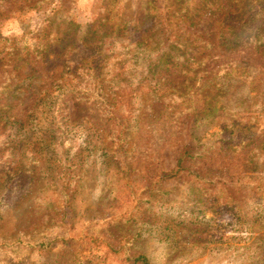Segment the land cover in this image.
<instances>
[{"label": "rangeland", "instance_id": "374dc122", "mask_svg": "<svg viewBox=\"0 0 264 264\" xmlns=\"http://www.w3.org/2000/svg\"><path fill=\"white\" fill-rule=\"evenodd\" d=\"M155 1L51 0L1 21L0 34L16 41L22 39L30 45L32 37L53 16L80 32L101 18L141 23ZM200 1L185 0L191 7ZM116 52L123 53L117 49ZM209 54L201 66L195 67L193 84H187V75L180 74L173 78L171 89L164 96L148 97L132 92V106L137 108L138 121L137 129L129 132L126 153L117 149L119 142L114 132L109 131L110 120L99 116L90 106L80 104L72 112L69 110L71 103L61 106L59 92L50 88L52 80H58V72L46 79L45 88L52 94L55 111L67 107L68 116L53 113L54 120H51L50 114L35 113L36 116L29 118L27 128L36 132L46 128L50 121L60 127L56 132V153L68 159L62 171L70 179L68 189L75 198L74 215L68 224L56 217L55 207L59 200L41 189L44 187L42 164L35 166L34 173L29 176L30 192L21 197L12 192L0 200V264H77L86 256L94 258L97 264H130L121 255L127 250L144 255L150 264H262L256 249L257 240L240 232L230 214L215 213L210 207L215 197L213 184L203 187L185 173L159 180L175 166L180 151L195 133L206 140L214 139L210 136L218 130V122L195 123L193 111L202 109L211 96L219 92L228 104L223 115L225 122H247L250 117L254 121L256 117L255 124L259 129L264 128V94L262 110L254 114L249 109L252 100H248L247 95L251 97L254 94L251 89L258 86L250 84L253 78L230 82L227 78L225 84L220 82L224 67L229 70L231 64L235 67L245 62L253 68H264V60L252 47L230 53L216 47ZM6 70L0 68V83ZM258 72L254 70L253 76ZM139 73L138 69L130 67L119 77L127 76L128 89L135 90L140 82ZM258 77L263 79L264 71ZM111 79L109 72L106 80ZM93 85L91 83L90 87ZM178 92L190 94L183 105L175 96ZM34 105L37 104L33 100L28 102V108ZM124 154L129 155L128 166L124 164ZM10 160L6 150L0 153L1 167ZM245 163L243 152L230 154L214 148L196 162L195 169L202 176L225 173L234 179L241 178L244 183ZM126 170H133V173L126 175ZM130 183L132 190L127 187ZM145 188L155 189V192ZM227 191L234 205L248 214L264 204V193L257 194L250 187L229 186ZM138 200L139 205L133 208ZM59 235L69 242L68 245L55 239V243L50 242L49 249L33 247L36 240L45 242ZM17 236H21L20 241L12 242ZM256 236L259 237L254 234V238ZM259 238L264 239V236ZM6 241L8 245L2 243ZM108 243L120 248V253L110 252Z\"/></svg>", "mask_w": 264, "mask_h": 264}, {"label": "trees", "instance_id": "16d2710c", "mask_svg": "<svg viewBox=\"0 0 264 264\" xmlns=\"http://www.w3.org/2000/svg\"><path fill=\"white\" fill-rule=\"evenodd\" d=\"M49 1L0 0V23ZM164 1L153 2L151 11L141 23L101 18L80 32L53 16L32 37L33 43L30 45L22 39L16 41L0 34V68L8 69L0 83V153L6 150L11 159L5 167L0 166V200L12 192L20 197L30 192L29 176L34 173L35 166L42 164L44 187L41 189L60 202H56V217L68 224L74 215L75 198L68 189L70 179L62 171L68 159L64 160L61 154L56 153V132L60 127H55L54 122L50 121L46 128H39L36 132L32 131L33 128H27L29 118L36 116L35 113L50 114L51 120H54L53 113L68 116L65 113L67 107L55 111L52 94L45 88L46 79L54 77L57 72L58 80H52L50 88L59 92L58 96L62 98L60 105L71 103V112L80 104L93 107L99 116L110 120L109 131L114 132L119 142L117 149L124 153L129 132L137 129V108L132 106V92L148 97L164 96L169 93L173 78L180 74L187 75V84L195 83L192 82L196 79L195 67L201 66L216 47L225 53L252 47L256 55L264 60V0H239L237 4L235 0H201L194 7L185 0H175L169 4ZM116 49L123 53H117ZM130 67L140 72V82L135 90L128 89L127 76L119 77ZM222 70L223 79L220 82L223 84L227 78L229 82L253 78L250 84H258L251 89L254 94L251 97L247 95V99L252 100L250 111L258 114L262 110L264 94V78L258 75L262 74L264 68H253L239 62L235 67L231 64L229 70L225 67ZM254 70H259L255 76L252 74ZM109 72L112 79L106 80ZM91 83L94 84L92 87ZM177 94L175 96L181 99V105L190 95ZM30 100L37 105L28 108ZM227 107L219 92L211 96L202 109L195 108V123L218 122V130L210 136L214 139L206 140L195 133L191 142L180 151L175 166L159 180L185 173L203 187L213 184L215 197L210 207L215 213L230 214L240 232L247 233L249 239L257 240L256 249L260 262L264 264V239L259 238L264 236V204L248 214L234 205L227 191L229 186H238L250 187L257 194L264 193V128L259 129L255 124L256 117L254 121L250 117L247 122H225L223 115ZM202 139L204 142H201ZM214 148L230 154L244 153L247 172L244 183L241 178L234 179L225 173L202 176L195 169L196 162ZM128 156H123L126 166L130 165L126 162ZM132 173L133 170L125 171L126 175ZM127 180L130 178L127 177ZM127 187L132 190L133 184ZM145 190L155 192V189ZM137 202L133 208L139 205V200ZM254 234L259 237L254 238ZM20 239L21 236H17L11 241ZM55 239L66 245L69 243L59 235L45 242L36 240L33 247L49 249L50 242L55 243ZM2 243L9 244L7 241ZM107 247L110 252L120 253L118 247L114 248L109 243ZM121 255L130 264H150L147 257L131 250ZM78 261L77 264L98 263L87 256Z\"/></svg>", "mask_w": 264, "mask_h": 264}]
</instances>
